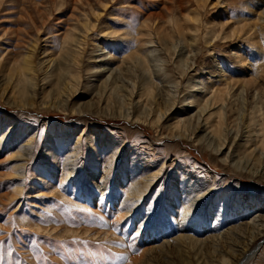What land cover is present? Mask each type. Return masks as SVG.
Here are the masks:
<instances>
[{
    "label": "rangeland",
    "instance_id": "obj_1",
    "mask_svg": "<svg viewBox=\"0 0 264 264\" xmlns=\"http://www.w3.org/2000/svg\"><path fill=\"white\" fill-rule=\"evenodd\" d=\"M195 12L201 26L216 22V30L228 32L238 20L258 19L264 0H0V264H231L247 237L256 234L243 226L264 218V206L245 214L242 201L264 203V170L258 167L259 151L243 153L253 142L243 144L254 134L246 132L251 108L260 101L264 111V74H252L255 60L264 61V35L249 41L241 32L214 45L200 39L183 74L179 54L187 55V49L180 51L177 38L167 47L157 35L170 29V18ZM83 15L94 28L74 71L81 79L72 92L58 95L56 76L44 78L61 59L66 30L76 27L82 37ZM146 32L153 33V47L144 45ZM99 45L108 52L104 57L114 59L95 75L91 67L102 52ZM139 52L149 55L150 71L144 63L122 64L124 56ZM27 56L36 77L23 99L18 95L23 83L14 88L15 96L10 89L15 67ZM151 72L162 74V82ZM199 75L211 87L234 85L235 95L210 110L223 107L224 127L231 126L218 153L207 148L210 135L199 127L205 113L186 104ZM148 82L153 97L139 105V89ZM161 107L169 110L160 122L143 121L158 117ZM184 120L194 133H173L172 124ZM251 126L253 132L259 128ZM183 168L193 179L211 174L214 190L190 201L181 183ZM158 169L157 181L138 198L134 187L142 189ZM224 191L231 200L215 218ZM184 235L187 239H178ZM251 242L236 264H264V233Z\"/></svg>",
    "mask_w": 264,
    "mask_h": 264
},
{
    "label": "bare ground",
    "instance_id": "obj_2",
    "mask_svg": "<svg viewBox=\"0 0 264 264\" xmlns=\"http://www.w3.org/2000/svg\"><path fill=\"white\" fill-rule=\"evenodd\" d=\"M83 16H84L83 21H85V26H84V28L80 29V30H83L82 35H81L82 37H80V38L77 37L75 31L73 30L76 27L71 28L72 30L71 29L66 30V32L64 33V38H63V42H62L63 47H62V50L60 51V54L58 56V58L59 59L61 58V59H60V61H58V64L55 66V68L52 70V72L49 74V76H46L44 78V79H48L49 77L52 78V77L56 76L57 81L55 84L57 85V89H59L57 92L58 95L59 94L61 95L62 92L63 93L64 92L66 93L67 91L69 93L72 92L73 89H76V86L78 85V82L81 79L80 74H78V72H79L78 69L80 68V64L82 61L81 58L83 56L84 44L86 42V39L89 37V33L94 28V24L92 23V21L89 20L88 16H86V15H83ZM246 21H247L246 19L238 20V22H237L239 24L238 26L230 28V30L228 32H222L221 33V31L216 30V28L213 26V25L218 24L216 22H213L214 24L210 25V26H207V25L201 26V24H200V22H201L200 12H195L192 15L191 14H181V16L177 17L176 19H174L173 17L170 18L169 19L170 29L166 33L162 34V36L157 35V38H158V41L165 43L167 45V47H168L169 41L174 42L175 38H177L178 39L177 42L180 41V43H181L180 44L181 45L180 51L182 52V50H184V48L187 49V55H185L186 52L179 54V56H181V61L184 62L183 65L180 66L181 67L180 69L182 70V73L184 74V73H187L188 69L191 68V65H192L193 60H194L193 58H195L197 53L195 55H192V54L194 52H196V49H198V44H199L200 39L204 40L206 42V44H208V45H214V43H216L217 41H220V40L231 41L233 36L238 35L241 32H244L243 35H247L246 38H248L249 41L250 40L253 41L254 37L264 35V12H261L259 14L258 19L253 20V21H247V22ZM157 32L158 31H155V33H157ZM146 33L148 35V39H146V41L144 42L145 43L144 45L145 46L147 45L148 47H153V45H154L153 44V42H154L153 33L152 32H146ZM154 36H156V35H154ZM238 36L235 37V39L238 38ZM252 36H253V38H252ZM92 44H93V47H95V45H98V44H94L93 42H92ZM261 46H262V43H261ZM169 47H171V46H169ZM145 48H147V47H145ZM99 49L102 50V52L95 55V58H94L95 60L92 62L93 67H91V71L95 75L97 73L103 74L102 72L106 70L105 67L108 64L107 61L110 62L112 59H114L113 55H110L109 58H106L103 56L105 54H108V52L106 51L104 46L99 45ZM95 50H98V49H95ZM139 50H144V48L139 49ZM153 50H155V49H153ZM167 50H169V48H167ZM150 53L152 54L153 51H150ZM188 54L190 57L188 56ZM234 54H235L237 59H240V61L243 60V54L239 53V51L235 52ZM131 59H132V61L129 62L128 60H131ZM149 60H150V57L148 54H146L145 52L144 53L139 52L137 54V56H133V57H131V55L124 56V58H122L121 62H122V64L129 63V64H131V66H137V62H138V64L144 63V65L146 67L145 69H148L146 64H148ZM98 63H100V64H98ZM15 68H16V70H15V85L10 89L11 95L15 96L14 88L18 87L19 85H21L23 83L24 86L19 91L18 95H20V97H22L24 99V96H26L29 93V88L31 87V85L35 84L34 81H35L36 75H35V69H34L33 61H31V57L30 56L24 57L23 62L18 64ZM76 69L78 70V72H74ZM254 72L258 73V74L262 73L261 76H263V74H264V61H262L261 59L259 61L255 60V65L253 66L252 74H255ZM154 74L159 79V82H157V83L159 84L160 82H162V81H160L162 74H160V73L156 74V73L151 72L152 79H153ZM168 75H169V73L164 75V77H168ZM198 77H199V79H197V81L193 83L192 90L188 93L187 97L185 98L188 100V102L186 104L189 106H195L197 108V110L201 113L200 115H202V113H205V114H203V120L201 122L202 124H199V127H200V130H203V131L208 133L207 137L210 135L208 143L206 144L207 148L211 147L212 150L216 151L215 153H218L221 149H223V147L225 146V144L227 142L226 140H227L229 133H230L229 127H231V126H229V127L226 126L227 127L226 129L224 127L225 112H224L223 107H221L218 110L213 111V112H211L210 110L214 106V104L216 105V103H220L218 105L224 106L225 103L227 102V100L231 99L235 95V94L233 95V93H232V91L234 89V85H232L230 82H226V84L222 83L221 85H218V86L213 84V86L211 87L210 81L204 83L201 75H199ZM65 80L66 81L69 80V81L67 83H65V86H64ZM115 83H117V82L115 80H113L111 87H113V85ZM157 83H156V85H158ZM103 84H104V87H106L107 86V80H105L103 82ZM198 84H202L203 86L199 87ZM139 90H140L139 95H138V104L139 105L140 104L143 105L144 100H145V103H146V101H149L147 98L153 97L154 86L151 85L149 82L143 84ZM59 91H60V93H59ZM197 91H199V92L197 93ZM134 93H135V95L137 94V92H135V89L131 91L132 95ZM23 99H20V102H22ZM261 99H262V97H261ZM261 99H259V100H261ZM262 105L263 104H261L260 101H257L256 104L254 105V107L251 108V114H253V116L250 117V123H248L246 125L247 126L246 132L247 133H254V134H253V136H251V138H250V135L245 136L246 141L243 144V147H245V146L247 147L248 142H253V144L251 146H249L245 149V151L243 152L244 154L255 155L254 153L256 151L257 152L259 151V157H258L257 163L258 162L260 163L258 165V167H260V165L262 164L261 172L264 170V157H263V160H261V158L264 154V117H263L264 111H262ZM19 106L25 107L26 105L19 104ZM162 109H163V107L158 108V111L161 112L160 114L158 113V115H159L158 117H156V115H155L151 119L148 120V116H150V115H147V116L145 115L146 117L143 121L144 122L149 121L152 124L160 122L161 118H162L161 117L162 114L163 115L166 114V111L169 110L168 107L166 108V110H164V112L162 111ZM215 116H217V118H218L217 124L213 123V119L215 118ZM186 122H187L186 120L176 121L172 124V127H170V129H172L173 133H174V131L180 132L179 134H177L179 136L180 135L185 136L186 133L187 134L189 133L192 135L196 129L195 130L193 129V132L190 133V129L187 127ZM251 122H254L257 124V126H259V128L256 132H253ZM173 133H171V134H173ZM188 137H191V136L189 135ZM214 140L218 141V143L216 145H212V143H213L212 141H214ZM31 141H32V138L29 140V143ZM112 145H114V142L112 143ZM252 146H255V147H254V149L250 150V148ZM117 150H119L118 147H116V151ZM237 155H239L240 160H242L244 157L243 154L240 155L238 153ZM214 158L215 157H213L212 159H214ZM248 160H250V158L246 159V161H248ZM223 161L226 162L227 159H223ZM254 161H256L255 157H254ZM253 164H254V166L257 165L256 162ZM250 165H251V163H250ZM256 169L258 170V168H256ZM182 172L184 174V182H181V183L182 184L184 183V186L186 187L184 194H185V197L188 198L190 201H195V202L200 201V199L203 196L204 197L207 196L209 194V192L214 190V187L216 186L215 185L216 184L215 179H214L215 177L213 176L214 177V178L212 177L213 179L208 178V177H210L211 174H206V175H204L205 177L201 178V179H199L197 177H196V179L195 178L193 179L192 176L190 177L188 175V172L186 171V169L183 168ZM160 174H161V172H159V169H158L157 172L150 175V177L147 179L144 186H142V189L139 190V189L134 187L135 193L137 194L138 198H142L143 194L149 190V186H150L149 182L151 184L152 182L157 181ZM182 184H180V186ZM231 195H232L231 192L224 191L222 194H220L218 196V201H219L218 204H221V210H220V212L216 213L215 218H217V217L219 218L222 215L221 214L222 209H224L225 207H227L229 205L230 200H231L230 199ZM246 201H247L246 199H245V201H242L244 204L242 206V208L245 210V214H248L249 212H251L254 209H256V211H260V210L263 211V206H264L263 204L264 203L259 205L260 202L259 203L255 202L252 205H250L249 203H246ZM238 204H240V203H238ZM188 208H189V206H187L184 209L183 217H186L189 214ZM246 226H248L250 228L252 227L253 230L257 231V232H256V234H255V232H252L249 236L247 235L250 238L249 239L250 241H247L248 240V237H247L243 248L240 249L241 251L237 254L236 258L232 261L231 264L238 263L239 259H241L243 257V255L245 254V252L247 251V248L250 247V245L252 243L251 241L252 240L254 241L258 236H260V234L264 233V218H260V220L252 219L251 222L248 221L247 223H245V225L243 227L246 228ZM241 237L242 236L238 235V237H236V238L240 239ZM243 237H245V236H243ZM212 238L214 239L215 236H211V239ZM178 239H180L181 241H184L187 238L184 235V236L178 237ZM224 262H226V261L224 260Z\"/></svg>",
    "mask_w": 264,
    "mask_h": 264
},
{
    "label": "snow or ice",
    "instance_id": "obj_3",
    "mask_svg": "<svg viewBox=\"0 0 264 264\" xmlns=\"http://www.w3.org/2000/svg\"><path fill=\"white\" fill-rule=\"evenodd\" d=\"M0 222H2V221H0Z\"/></svg>",
    "mask_w": 264,
    "mask_h": 264
}]
</instances>
